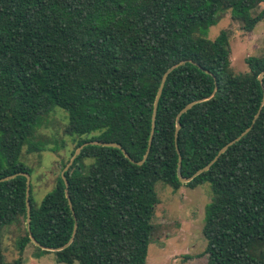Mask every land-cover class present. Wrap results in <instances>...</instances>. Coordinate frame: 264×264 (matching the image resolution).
<instances>
[{"label": "trees", "instance_id": "obj_1", "mask_svg": "<svg viewBox=\"0 0 264 264\" xmlns=\"http://www.w3.org/2000/svg\"><path fill=\"white\" fill-rule=\"evenodd\" d=\"M227 10L250 32L264 18V0H0V178L30 175L23 147L41 150L36 127L55 108L67 115L64 131L76 136L75 149L116 142L140 161L162 74L185 60L165 80L141 165L115 147L82 148L65 172L73 213L60 174L39 203L30 183L37 242L62 246L77 223L72 242L54 252L58 262L145 264L154 185L181 184L174 130L185 104L206 98L179 119L184 177L251 124L264 95V53L245 58L246 73L231 70L227 30L206 35ZM205 182L213 192L202 227L206 264H264V104L249 132L186 185ZM25 190L22 175L0 181V234L26 219ZM30 242L25 227L18 249ZM35 248L36 256L49 253ZM0 264H8L1 239Z\"/></svg>", "mask_w": 264, "mask_h": 264}, {"label": "rangeland", "instance_id": "obj_2", "mask_svg": "<svg viewBox=\"0 0 264 264\" xmlns=\"http://www.w3.org/2000/svg\"><path fill=\"white\" fill-rule=\"evenodd\" d=\"M224 29L229 37L231 70L246 73L245 58L264 53V18L249 32L227 10L217 15L206 35L214 39ZM66 124V113L55 108L44 115L36 127L33 141L41 146V150L27 152L26 145L23 147L21 159L30 168L32 195L36 203L52 190L62 163L69 161L71 151L75 150L77 138L65 133ZM154 190L158 202L151 220L145 264H206V240L202 227L205 205L213 195L210 183L194 188L181 183L173 189L159 180ZM25 227V220L21 218L19 223L4 226L1 230V247L8 264H14L18 259L20 264H65L58 262L52 251L36 256L38 251L32 242L20 251L18 242L25 235Z\"/></svg>", "mask_w": 264, "mask_h": 264}, {"label": "water", "instance_id": "obj_3", "mask_svg": "<svg viewBox=\"0 0 264 264\" xmlns=\"http://www.w3.org/2000/svg\"><path fill=\"white\" fill-rule=\"evenodd\" d=\"M191 62V61H189ZM183 63H185V60H181L179 61L178 63L170 66L169 68H167L165 70V72L162 74V77H161V80H160V84H159V87H158V90H157V93H156V96H155V99H154V103H153V110H152V116H151V130H150V136H149V139H148V146H147V149L142 157V159L140 161H134L130 158V156L128 155V153L126 152V150L119 144V143H116V142H104V141H96V140H91V141H86L82 144H80L73 152L71 158L69 159V161L65 164V166L62 168L61 172H60V176H61V179L63 180V183H64V186H65V197L67 199V202H68V206L71 210V212L73 213V209H72V202L70 200V196H69V193H68V182L66 180V177H65V172L68 170V168L71 166V164L73 163L74 159L76 158V156L80 153V151L82 150V148H84L85 146L87 145H101V146H109V147H115V148H118L121 150V152L123 153V155L128 158L130 161L132 162H135L136 164L138 165H141L147 158V155H148V152H149V149H150V145H151V141H152V137H153V133H154V128H155V119H156V112H157V105H158V101H159V98L161 96V92H162V89H163V86H164V83H165V80L168 76V74L173 70L175 69L176 67L182 65ZM206 73L210 74L209 71L205 70ZM264 75V70L262 72L259 73L258 75V80L259 82L261 83L262 82V77ZM206 98H203V99H199V100H194V101H191V102H188L187 104H185L179 111L178 113L176 114V124H175V130H174V141H175V146H176V150H177V154H178V163H177V168H176V174H177V177L179 179V181L181 183H187L189 182L190 180H192L193 177H195L196 175L208 170V168L218 159V157L225 152V150L231 146L232 144H234L236 141H238L240 138H242L247 132H249V130L252 128L253 126V123L255 122L256 118L258 117L259 113H260V110H261V107L262 105L264 104V95L262 96V99H261V103H260V106L256 112V114L254 115L253 119H252V122L251 124L246 128L244 129L238 136H236L234 139H232L231 141L227 142L225 145H223L217 152V154L214 156V158L208 163L206 164L205 166H203L202 168L198 169L194 174H192L191 176L189 177H184L182 176L181 174V156H180V153L178 151V148H177V137H178V132L180 130V127H181V124H180V117L181 115L186 112L188 109H190L194 104H196L197 102H200L202 100H205ZM16 175H22L25 177L26 179V190H25V204H26V219H25V224H26V229L28 231V234H29V237H30V240L31 242L39 247L40 249L42 250H46V251H52V252H55V251H59V250H62L64 249L65 247H67L73 240V237L75 235V232H76V228H77V223L76 221H74V226H73V231H72V235L70 237V239L68 240V242H66L65 244H63L62 246H59V247H48V246H44V245H41L39 242L36 241V239L32 236V233L30 231V201H29V194H30V175L28 173H15V174H11V175H8V176H5L3 178H0V181H3V180H7L9 178H13L15 177Z\"/></svg>", "mask_w": 264, "mask_h": 264}]
</instances>
